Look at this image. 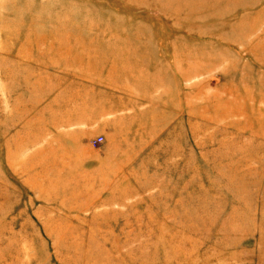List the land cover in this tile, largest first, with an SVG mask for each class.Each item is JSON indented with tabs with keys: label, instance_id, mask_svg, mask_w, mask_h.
I'll list each match as a JSON object with an SVG mask.
<instances>
[{
	"label": "rangeland",
	"instance_id": "1",
	"mask_svg": "<svg viewBox=\"0 0 264 264\" xmlns=\"http://www.w3.org/2000/svg\"><path fill=\"white\" fill-rule=\"evenodd\" d=\"M0 264H264V0H0Z\"/></svg>",
	"mask_w": 264,
	"mask_h": 264
},
{
	"label": "built area",
	"instance_id": "2",
	"mask_svg": "<svg viewBox=\"0 0 264 264\" xmlns=\"http://www.w3.org/2000/svg\"><path fill=\"white\" fill-rule=\"evenodd\" d=\"M101 140H102L101 138H97V139H95V140L93 141V143H94V144H98V143L101 142Z\"/></svg>",
	"mask_w": 264,
	"mask_h": 264
},
{
	"label": "crops",
	"instance_id": "3",
	"mask_svg": "<svg viewBox=\"0 0 264 264\" xmlns=\"http://www.w3.org/2000/svg\"><path fill=\"white\" fill-rule=\"evenodd\" d=\"M120 35H124V34H120ZM130 35H132V33H131ZM108 42H111V40H110V41H108Z\"/></svg>",
	"mask_w": 264,
	"mask_h": 264
},
{
	"label": "bare ground",
	"instance_id": "4",
	"mask_svg": "<svg viewBox=\"0 0 264 264\" xmlns=\"http://www.w3.org/2000/svg\"><path fill=\"white\" fill-rule=\"evenodd\" d=\"M200 72V71H199ZM201 72H203V71H201ZM195 73H197V72H195ZM153 84V83H152ZM147 89V88H146Z\"/></svg>",
	"mask_w": 264,
	"mask_h": 264
}]
</instances>
